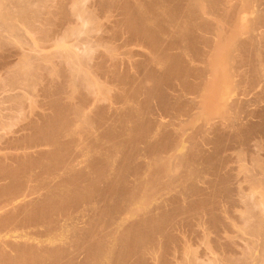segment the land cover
<instances>
[{
  "label": "bare ground",
  "instance_id": "bare-ground-1",
  "mask_svg": "<svg viewBox=\"0 0 264 264\" xmlns=\"http://www.w3.org/2000/svg\"><path fill=\"white\" fill-rule=\"evenodd\" d=\"M247 89L264 103V0H0V264H264V193L223 179L240 144L264 189Z\"/></svg>",
  "mask_w": 264,
  "mask_h": 264
},
{
  "label": "rangeland",
  "instance_id": "rangeland-1",
  "mask_svg": "<svg viewBox=\"0 0 264 264\" xmlns=\"http://www.w3.org/2000/svg\"><path fill=\"white\" fill-rule=\"evenodd\" d=\"M60 18V17H59ZM101 25L100 26H102V27H107V26H109V21H108V19L106 18L105 19V17L103 16V18H101ZM245 26V27H244ZM90 27H91V24H89V23H87V24H85L84 25V27H83V25H82V28L84 29V30H89L90 29ZM247 25L246 24H241L240 26H239V28H238V32L240 33V34H244L245 32H246V30H247ZM26 39H28V41L30 42V43H37V37H28V38H26ZM23 46H24V44L22 45V43H21V45H20V42L18 43V47L19 48H23ZM52 49H50L49 51H51ZM102 51H106L105 49H101ZM234 82V84H240V82L241 81H239L238 79L237 80H234L233 81ZM232 84V83H231ZM9 88H10V86H9ZM8 89V88H7ZM220 89H221V91H220ZM220 89H219V91H218V93H219V95L221 94V95H223V96H226L227 97V90H224V87H220ZM11 90V89H10ZM224 90V92H223V94H222V91ZM9 91V90H8ZM18 91V90H17ZM243 91V96L241 97L242 99H243V102H242V104L240 103V106L239 107H241L240 109L241 110H243L242 111V113L240 114V116H239V118L240 119H246V117L245 116H247V117H249L248 115L249 114H251V110H253L254 112L256 111V113H258L260 110H262L263 108H264V103H262V104H257L256 105V101H254L255 100V93H254V91H249L248 89L245 91V90H242ZM4 91H1L0 92V94L2 95V94H4L3 93ZM10 92H12V91H10ZM14 92V91H13ZM16 92V91H15ZM225 94V95H224ZM246 94V95H245ZM2 97V96H1ZM212 100H213V102H215V104H214V106H212L211 108H210V110H208V115H212L211 117L212 118H217V119H221L222 117H224L225 116V114H224V111L220 108V103L222 102V100H221V96H220V98H216V99H214V98H212V97H210V96H208L207 98H205L204 99V103L206 104V106L208 105V104H211L212 103ZM243 105H244V107H243ZM258 106H260V107H258ZM262 107V108H261ZM247 108V109H246ZM245 109V110H244ZM258 110V111H257ZM246 113H245V112ZM247 111H248V113H247ZM244 112V113H243ZM253 112V113H254ZM256 113H254V115L253 114H251L253 117H250L249 119H251L252 121H257V118L255 117L256 115ZM187 119L186 118H184V119H182V120H180V121H177L178 122V124H176V125H173V123H172V120L170 119V118H166L164 121L165 122H167V123H171L174 127H173V129H186L187 127L186 126H188L189 127V121H186ZM181 121H183V122H181ZM186 121V122H185ZM236 121H239V119H229L228 121H227V123H229V124H231V123H236ZM176 122V123H177ZM180 122H181V124H180ZM231 122V123H230ZM183 123V124H182ZM175 124V123H174ZM17 128V127H16ZM253 140V141H252ZM252 142V143H251ZM251 142H249L250 144H251V146H252V150H254L256 147L254 146V145H257V148L259 147V143L258 142H261L260 143V149L258 148V150H255L256 152H258L259 153V155L260 156H262V157H264V146H263V139L262 140H260V138L259 137H257L256 139L254 138V139H251ZM255 143V144H254ZM256 143H258V144H256ZM262 144V145H261ZM237 145V146H236ZM239 145L240 144H235V146H233V147H231V149L230 150H228V152H226L224 155H226V156H228V157H232L231 158V163L228 165V170L229 169H232V170H230V172H224V173H226V174H224V177H223V179L224 180H226L227 181V179H231L232 181L234 180V183L232 182V184H234L233 185V187H240V188H242V190L244 191L245 190V193L246 194H248L249 196H251L252 194V199H254L255 197L256 198H258V196L259 197H261V194L262 193H264L263 191H264V189L263 188H261V186H257V185H252L253 183H248V182H246V181H244V173L242 174V171H241V168H240V165L242 164L241 162H244L245 164L247 163L248 164V166H251L250 165V160H249V157L250 156H248L249 154L246 152V150L248 149H246L244 146H242V145H240V147L242 146V147H244V148H242V149H244V150H242L244 153H245V156H244V153H241L242 151L239 149L240 147H239ZM236 147V148H235ZM208 149H210L211 147H207ZM263 148V149H262ZM262 150V151H261ZM239 154H238V153ZM237 153V154H236ZM241 153V154H240ZM232 154V155H231ZM240 155V156H239ZM247 155V156H246ZM241 158V160H240V158ZM236 158V159H235ZM237 158H239V159H237ZM242 159H247L249 162H245L246 160H242ZM232 160H234V161H232ZM237 160H240V161H237ZM239 167V168H238ZM238 172H237V171ZM240 171V172H239ZM233 175V176H232ZM226 176V177H225ZM235 176V177H234ZM262 177H264V176H262ZM234 178V179H233ZM240 180H239V179ZM241 180H243V181H241ZM241 183V184H239V183ZM244 183V184H243ZM203 186H205V185H203ZM242 186V187H241ZM218 197H216V199H217ZM255 198V199H256ZM208 199H210V197H208ZM219 199V201L221 202V204H222V202H223V204H222V206H224L225 204H224V202L226 203V205L224 206V207H227V210L228 209H230V206H228L229 205V203L228 202H226V200H224L223 198H218ZM218 201V202H219ZM219 202V203H220ZM223 207V208H224ZM229 207V208H228ZM224 210H226V208L224 209ZM230 222H232V223H235V221H234V219L233 218H230ZM240 226V225H239ZM233 229H236V231H234L233 232V230L230 232V234L227 232V234L226 233H224V234H222L223 236H229V235H231V236H229V237H233V235L235 236V238L237 239L238 237H242L243 236V238L245 239V236H246V238L247 239H250L252 242H253V244H256V246H255V248H257V250H255L254 252H256V253H258V251H259V249H260V242H261V238L259 237V235H254V234H252L251 235V231H244V233L242 232V234L238 231V230H240V228L238 227H235V228H233ZM241 231V230H240ZM234 234H233V233ZM237 232H239L240 233V235H238V233ZM229 234V235H228ZM249 234V235H248ZM194 235V236H193ZM236 235H238L237 237H236ZM251 235V236H250ZM197 235L194 233V234H191V236L189 237V244L191 245V246H193V249L195 250V254H199L198 256H200V257H202L204 260L206 259H208L211 255L214 257V259L216 258V260L217 259H219V258H221V256H222V251H218V250H216V249H214V250H209L208 249V246L207 245H205L204 244V242L203 241H201V239H199L200 237L199 236H197ZM210 236H212L211 238H215L216 236H215V234H210V231H209V238H210ZM215 236V237H214ZM199 237V238H198ZM194 238V239H193ZM197 240H198V242H197ZM199 240L201 241V244H202V246H201V244H200V242H199ZM240 242H242V241H240ZM198 243V244H197ZM204 244V245H203ZM258 244H259V246H258ZM201 246V247H200ZM206 246H207V248H206ZM252 246L253 245H251L250 247L252 248ZM251 248H250V250H251ZM254 248V247H253ZM252 248V249H253ZM254 248V249H255ZM197 249H198V252H197ZM193 250V251H194ZM209 250V251H208ZM216 250V251H215ZM208 251V252H207ZM211 252V253H210ZM202 253H204V254H202ZM213 253V254H212ZM215 253V254H214ZM216 253H218V254H216ZM222 253V254H221ZM207 254V255H206ZM204 257H203V256ZM206 255V256H205ZM211 256V257H212ZM220 256V257H219ZM218 257V258H217ZM191 264V263H190Z\"/></svg>",
  "mask_w": 264,
  "mask_h": 264
}]
</instances>
